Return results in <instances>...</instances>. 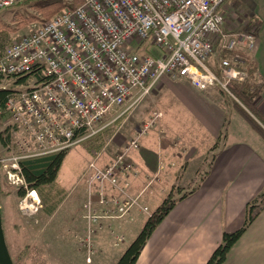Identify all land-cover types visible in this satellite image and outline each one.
Wrapping results in <instances>:
<instances>
[{
  "label": "built area",
  "instance_id": "1",
  "mask_svg": "<svg viewBox=\"0 0 264 264\" xmlns=\"http://www.w3.org/2000/svg\"><path fill=\"white\" fill-rule=\"evenodd\" d=\"M20 1L0 0V8ZM225 3L82 0L39 21L29 34L6 47L0 55L2 78L24 77L36 69L45 76L33 87L17 83L6 101V113L35 145L29 153L0 158V170L9 182L26 190L19 202L23 215H34L43 204L22 176V158L90 143L161 79H183L198 90L217 87L241 103L236 84L248 77L244 55L252 57L255 52L257 33L254 27L228 29ZM152 47L158 52H151ZM140 140L133 139L116 161L97 172L110 179L116 169L120 170L116 174L128 171L132 166L124 163L125 156L139 148Z\"/></svg>",
  "mask_w": 264,
  "mask_h": 264
},
{
  "label": "rangeland",
  "instance_id": "2",
  "mask_svg": "<svg viewBox=\"0 0 264 264\" xmlns=\"http://www.w3.org/2000/svg\"><path fill=\"white\" fill-rule=\"evenodd\" d=\"M46 1L54 0L44 2ZM61 1L77 4L81 2ZM35 3L37 1L8 9L0 8L1 22L11 27L8 45L29 34L39 24L38 21L21 22L24 17L38 15L33 6ZM225 17L228 29L249 31L248 18L239 0L226 1ZM151 52L158 51L152 47ZM165 78V81L160 80L150 94L143 96L134 108L99 136L105 140L102 150L90 151L89 143L67 150L56 182L45 190L49 199L47 205L44 206L42 201L43 207L34 215L28 217L22 214L19 208L21 198L18 196L20 189L10 183L0 170L3 227L15 264H58L54 263L53 257L72 253L66 241L71 237L73 226L86 225V235L79 240L86 247L83 252L88 254V260L103 245L105 248L108 241L115 245H127L136 238L151 213L169 195L179 199L180 195L186 194L193 186H196V193L199 191L198 188L209 174L214 152L228 138L253 136L264 146V139L250 126L228 94L217 87L198 91L195 89L191 94L195 102L198 100L209 113L214 114L215 111L222 119L220 134L214 138L194 113L199 109L196 104L186 105L179 97V91H183L175 85L180 80ZM17 80L18 78H0V88H13L17 85ZM19 85L23 88L33 87L35 80L30 77L27 83ZM122 111L123 109L119 110L116 115ZM156 113L160 117H156ZM257 122L263 126L260 121ZM10 133L11 143L7 147L3 145L1 135L6 137ZM137 137L141 138L139 148L130 149L124 159V163L132 167L123 172L126 175L122 171L116 174L120 171L116 169L115 174L110 177L113 181L116 180V185L99 171L116 161V157L121 156ZM34 149L32 137L19 128L8 113H0V158L18 156L20 152L29 153ZM108 156L111 162L104 165L101 159ZM145 161L151 162V169H148L153 173L148 177L150 181L146 179ZM167 176L172 179L171 182L164 181ZM149 182L151 187L146 189ZM166 184L167 192L161 196V190ZM138 188L144 190L143 196L140 194L142 197L137 195ZM186 196L178 202L186 199ZM55 202L60 204L53 213H48Z\"/></svg>",
  "mask_w": 264,
  "mask_h": 264
},
{
  "label": "crops",
  "instance_id": "3",
  "mask_svg": "<svg viewBox=\"0 0 264 264\" xmlns=\"http://www.w3.org/2000/svg\"><path fill=\"white\" fill-rule=\"evenodd\" d=\"M239 1L243 10L253 13L257 20V23L250 26L247 24V29L256 27L257 46L252 58L258 68L257 77L264 81V0ZM165 80L166 78L161 79L162 82ZM175 86L182 89L184 94L181 91L178 94L184 104H196V108L199 109L194 113L206 125L213 137H218L223 126L220 116L215 111L213 112L215 115L209 113L198 100L196 102L193 100L191 94L196 88L188 81L182 79ZM255 105L264 117V89ZM250 126L253 128L251 124ZM254 130L258 133L256 129ZM109 158L110 156L104 159L102 157L101 161L104 165L111 162ZM145 162L146 179H148L152 173L148 170L151 169V162ZM168 176L164 179L166 183L172 181ZM150 187L151 182L147 184L146 189ZM167 189L166 184L161 190V196H164ZM198 189L197 193L196 186L186 191L190 193L189 195L186 193L188 197L178 202L158 225L136 264H206L220 244L223 233L242 227L246 219L248 203L264 190V146L253 136L242 139L239 136L228 138L214 152L207 179ZM143 191L139 189V194H136L142 197ZM86 230V225L72 227L71 237L66 241L72 253L57 254L53 257L54 263L117 264L123 252L134 240L133 238L123 246L108 241V244L105 243V248L103 245L101 250L98 249L96 257L91 256L88 260V254L83 252L86 247L79 240L85 237ZM223 264H264V210L232 248Z\"/></svg>",
  "mask_w": 264,
  "mask_h": 264
},
{
  "label": "trees",
  "instance_id": "4",
  "mask_svg": "<svg viewBox=\"0 0 264 264\" xmlns=\"http://www.w3.org/2000/svg\"><path fill=\"white\" fill-rule=\"evenodd\" d=\"M37 1L33 6L37 9L38 15H32L24 17L21 22H35V21H47L54 17L56 14L62 12L65 8H74L77 3H67L61 0H54L49 2H44L45 0H21L17 5H27L29 3ZM43 1V3H40ZM82 0H78V3ZM227 1V0H226ZM248 16L249 26L257 23V20L253 13L246 10ZM11 27L4 24L0 20V55L6 49L8 43L11 40ZM256 28V27H254ZM244 66L247 70L248 77L244 82L236 84V95L240 102L234 101L239 107V111L246 118V120L253 126L254 129L264 138V117L259 111L258 107L255 105L256 100L261 96L264 89V81L260 80L258 75V68L254 59L249 55H244ZM32 77L36 83H39L45 76L41 69H36L35 71L20 77L17 83H27V79ZM0 78H2L0 76ZM11 90L0 88V111L6 113V101L10 95ZM249 112H251L255 119ZM257 121H260L263 126H261ZM12 134L10 133L6 137L1 135V139L4 146H8L11 143ZM105 140L101 137H97L91 140L89 143L90 151L96 149L102 150L104 147ZM216 148V147H214ZM67 151H60L56 153L43 154V155H33L27 156L20 160V165L22 169V176L24 177L26 184L29 189H34L38 192L44 206L47 205L48 196L45 193L46 188L51 187L57 180L61 166L65 160ZM26 190L20 189L18 191V196L22 198L25 196ZM169 195L157 209L151 213L144 226L142 227L136 238L130 243L127 249L123 252L119 258L117 264H136L143 248L145 247L147 241L152 236L158 225L166 218L170 211L175 207L180 199H183L186 195L180 197L179 199H174ZM60 202H55L48 210V213H53V211L58 207ZM264 210V190L260 193L254 200L248 203L246 219L242 227L232 232H224L222 240L217 248L213 251L209 260L206 264H223L229 252L232 248L239 242L246 230L253 224L257 217ZM11 254V253H10ZM24 254V253H22ZM12 256V255H11ZM14 261V260H13ZM15 264V261H14Z\"/></svg>",
  "mask_w": 264,
  "mask_h": 264
},
{
  "label": "water",
  "instance_id": "5",
  "mask_svg": "<svg viewBox=\"0 0 264 264\" xmlns=\"http://www.w3.org/2000/svg\"><path fill=\"white\" fill-rule=\"evenodd\" d=\"M0 264H14L7 244L0 206Z\"/></svg>",
  "mask_w": 264,
  "mask_h": 264
}]
</instances>
